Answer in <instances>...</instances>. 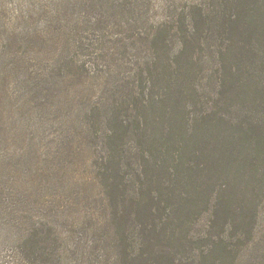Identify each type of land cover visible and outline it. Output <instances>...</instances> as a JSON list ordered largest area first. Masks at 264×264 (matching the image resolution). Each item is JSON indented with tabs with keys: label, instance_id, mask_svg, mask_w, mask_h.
Instances as JSON below:
<instances>
[{
	"label": "trees",
	"instance_id": "trees-1",
	"mask_svg": "<svg viewBox=\"0 0 264 264\" xmlns=\"http://www.w3.org/2000/svg\"><path fill=\"white\" fill-rule=\"evenodd\" d=\"M57 1L47 28L70 33L67 63L81 51L90 79L108 70L95 85L114 81L107 103L80 99L87 134L74 138L86 158L68 148L53 166L69 167L68 190L89 173L90 226L103 220L90 264H264V0H70L69 27ZM25 25L10 50L0 46L7 74L29 61L32 33L42 31ZM107 45L123 50L117 64ZM44 65H30L15 88L49 108V98L66 99L48 93L66 74ZM77 99L64 102L67 112ZM57 170L29 173L22 193L0 169V264H58L59 236L32 203V191L64 183Z\"/></svg>",
	"mask_w": 264,
	"mask_h": 264
},
{
	"label": "rangeland",
	"instance_id": "rangeland-1",
	"mask_svg": "<svg viewBox=\"0 0 264 264\" xmlns=\"http://www.w3.org/2000/svg\"><path fill=\"white\" fill-rule=\"evenodd\" d=\"M55 1L57 0H0L1 47L4 46L2 43H5L7 50H10L12 39L18 34H20L18 38L21 36L26 27L25 23L35 21V26L42 29L32 33L34 36L29 43L31 54L28 62L17 63L16 71L9 74H7L8 69L7 72H3V68L0 67V169L7 170V179L10 182L6 184H11L10 189L22 193L29 190L27 182L29 173L43 175V173H52L57 170L53 166L59 163L56 157H62L60 151L65 152L68 148L85 149L83 137L74 138L76 134L84 136L87 134L86 117L80 99L86 102V96L94 94L99 99L103 96L100 100L105 103L104 99L113 94V90L110 91V89L113 88L111 83L114 81L110 76L106 77L107 90L101 84H94V79L97 83L104 81L105 84L104 75L108 70L104 68L97 73L103 77L102 81L96 72H92L93 79L89 78L90 66L82 64L85 59L83 52L80 51L79 56L75 57L74 64L67 63L71 58L69 55L73 56L75 48L69 44L70 33L53 27L47 28L52 16H57L56 8L53 10L54 7H50V4ZM56 5L60 17L66 19V27L71 26L74 20L72 13L76 12L73 7L77 5V2L58 0ZM104 50L103 53L111 57L113 64L123 59V50H114L110 45L105 46ZM144 53H141V57ZM18 56H23L21 51ZM45 63L50 70L56 72L60 69L63 74H66L62 85L53 87L54 91L52 87L48 90L51 95L66 94V99L62 96L49 98L53 107H34L30 101L19 97L20 94L15 87H18L22 79L28 76L31 71L30 65H35L37 68L38 66L46 67ZM123 65L117 67L114 73L123 72L120 71ZM110 70H113V66ZM47 71L48 69L43 71L44 76L47 75ZM84 78H87L88 82ZM102 92L106 93L103 95ZM73 97L75 100L78 98L76 108L67 112L64 102L68 103ZM85 151L84 158L87 155V150ZM50 166L54 169H50ZM62 167L56 173L60 174L63 184L49 186V183H45L42 190L32 191L34 193L32 203L36 205L35 207H42L35 212V215H40L43 219L41 224L45 228H49L51 224L52 228L49 229L59 236L61 249L59 252H54L55 257L59 259L58 264H87L88 262L90 264V255L96 251L94 246L97 244V236L103 230L101 227L103 220L98 222V219L92 218L94 226H90L89 217L98 218V216L96 217L91 210V199L94 198L95 193L88 187L91 181L89 173H85L80 184L87 192L75 186L68 190L69 167L64 163ZM2 177H6V173L0 171V178ZM47 246L48 244L43 245V249L37 254L45 252ZM47 252L50 253L51 249ZM98 252L102 255L101 250ZM14 264L21 263L14 261Z\"/></svg>",
	"mask_w": 264,
	"mask_h": 264
}]
</instances>
